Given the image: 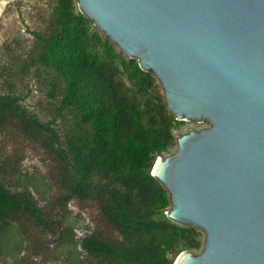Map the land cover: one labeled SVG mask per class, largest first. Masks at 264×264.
I'll return each instance as SVG.
<instances>
[{"label":"trees","instance_id":"16d2710c","mask_svg":"<svg viewBox=\"0 0 264 264\" xmlns=\"http://www.w3.org/2000/svg\"><path fill=\"white\" fill-rule=\"evenodd\" d=\"M91 24L75 0H54L24 62L56 99L54 118L69 113L64 130L29 112L11 90L0 93V255L1 235L17 223L27 243L15 246L17 264H36L54 243L68 242L89 264H172L180 252L202 248L196 228L165 217L168 194L150 174L156 157L176 144L179 121L153 74ZM29 142L53 161L55 173L42 165L26 170ZM34 173L52 192L48 198L28 187ZM69 213L81 228L64 223Z\"/></svg>","mask_w":264,"mask_h":264},{"label":"water","instance_id":"95a60500","mask_svg":"<svg viewBox=\"0 0 264 264\" xmlns=\"http://www.w3.org/2000/svg\"><path fill=\"white\" fill-rule=\"evenodd\" d=\"M161 86L176 137L150 174L167 218L204 234L172 264H264V0H75Z\"/></svg>","mask_w":264,"mask_h":264},{"label":"rangeland","instance_id":"374dc122","mask_svg":"<svg viewBox=\"0 0 264 264\" xmlns=\"http://www.w3.org/2000/svg\"><path fill=\"white\" fill-rule=\"evenodd\" d=\"M53 6L54 0H6L0 14V93L11 90L19 96L21 105L29 112L36 114L42 121L53 120L57 101L55 98L48 97L45 81L37 78L32 69H24L23 67L27 55L34 46L32 33L44 31ZM91 29L98 32L102 38H107L93 23ZM111 43L121 51L113 42ZM122 55L124 58H128L123 52ZM69 121L70 115L65 111L56 116L53 123L56 129L62 131ZM178 121L179 124L173 131L175 137L190 129L198 130L209 125L206 120L184 119ZM19 141H12L11 149L13 151L19 150ZM175 147L176 144L161 157L172 152ZM27 150L30 156L23 159L27 171H32L35 165L40 166V168L42 165L43 169L49 168L55 173L53 161L42 152L38 145L29 142ZM17 153L21 154L20 152ZM28 187H38L44 191L46 198L52 193L47 191L45 185L39 181L38 173L31 174ZM164 214L167 218L166 213ZM64 223L70 224L73 228H81L82 225V221L72 213L65 216ZM17 225V223L10 225L1 235L3 253L0 255V264H17L15 261L21 256L18 257L19 249L22 245L23 249L25 245L27 246L25 237ZM197 230L200 232L199 238L202 242L201 247H203L204 234L201 230ZM17 243L20 245L19 249L15 247ZM53 246L47 253L42 252L38 255L39 262L36 264H60L59 260L62 259L64 260L63 263L68 264L66 262L69 260V264H71L73 257H75L76 264H89V261L81 260L73 243H54ZM200 250L194 253H198ZM21 254H23V250Z\"/></svg>","mask_w":264,"mask_h":264},{"label":"bare ground","instance_id":"6f19581e","mask_svg":"<svg viewBox=\"0 0 264 264\" xmlns=\"http://www.w3.org/2000/svg\"><path fill=\"white\" fill-rule=\"evenodd\" d=\"M5 2H6V0H0V14L2 12V9L4 8Z\"/></svg>","mask_w":264,"mask_h":264}]
</instances>
